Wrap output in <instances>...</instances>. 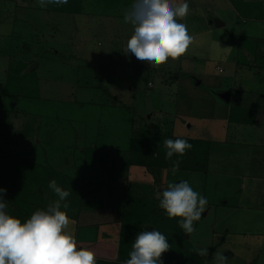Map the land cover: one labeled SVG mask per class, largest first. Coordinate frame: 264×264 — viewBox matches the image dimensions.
I'll return each instance as SVG.
<instances>
[{
	"label": "rangeland",
	"instance_id": "obj_1",
	"mask_svg": "<svg viewBox=\"0 0 264 264\" xmlns=\"http://www.w3.org/2000/svg\"><path fill=\"white\" fill-rule=\"evenodd\" d=\"M79 1L41 8L36 0H0V100L10 109L9 119L16 130L25 133L24 141L6 143L4 148L17 154L28 152L27 156L35 153L40 160L44 152L54 157L62 151L58 164L70 168L80 151L91 144L128 150L133 132L143 126L155 124L156 128L158 123L159 130L168 132L176 123L178 131L187 134L191 133L190 123L195 130L200 128V133L202 126L211 123L214 134H226V138L229 133V137L224 144L208 136L202 138L206 143L201 149H206L203 156L207 158L208 153L211 158L208 169L202 165L199 170L173 173L162 168L156 170L157 178L151 175L146 180L138 175L135 179L131 175L129 179L128 174L127 179V193L142 196L127 205L132 202L139 208L155 203L158 208V194L169 183L189 181L208 200L191 234L179 226L180 218H169L159 208L157 219L152 220L144 209L132 218L137 224L126 222L124 227L118 213L104 201L98 202L104 215L97 224L105 237L97 238L91 232V241L78 243L92 248L96 257L114 260L120 245L131 251L136 234L147 225L168 237L171 247L163 254L170 259L162 254L164 264H213L218 251L227 256V264H264V126L256 128L255 123L238 120L235 109L228 114L227 110L220 112L219 104L213 114L210 99L211 90L221 93L213 90L211 82L227 81L234 75L229 58L235 61L241 56V65L245 60L255 65L256 56L250 60L248 51L264 52V0H188L189 14L179 22L187 25L192 43L179 58L153 66L159 68L155 76L150 72L153 67L124 54L132 27L123 22V10L130 0H84V11L77 12ZM32 10L29 21L23 23L20 18ZM215 19L225 25L216 27ZM209 22L214 24L211 32L207 31ZM9 54L13 57L6 56ZM192 54L213 61L212 73L204 80L191 79V87L197 88L194 92L183 80L172 83L183 58ZM240 72L236 85L244 88L247 83L255 100L264 96V84H259L257 74L255 78L243 75L242 84ZM201 80L202 86L197 85ZM14 91L21 95H13ZM239 92L240 88L233 91L234 106ZM250 98L244 97L240 103ZM242 106L243 112L256 109ZM18 107L22 109L16 111ZM210 115L228 120H201ZM134 180L137 183L130 187ZM145 187V192L138 193ZM70 227L75 230L74 221ZM202 248L208 249L207 255L198 254Z\"/></svg>",
	"mask_w": 264,
	"mask_h": 264
},
{
	"label": "clouds",
	"instance_id": "obj_2",
	"mask_svg": "<svg viewBox=\"0 0 264 264\" xmlns=\"http://www.w3.org/2000/svg\"><path fill=\"white\" fill-rule=\"evenodd\" d=\"M41 8L49 4L65 5L68 0H36ZM188 0H131L123 10V22L132 27L124 54H129L149 67L177 59L187 52L192 36L187 25L179 20L189 14ZM165 159L172 161V172L180 166L179 157L192 145L184 138L164 140ZM49 189L56 199L47 206L34 210L26 219L12 214L5 198L7 189L0 187V264H97L96 254L78 245L72 220L67 209L70 191L50 180ZM159 207L177 222L185 234L194 231L208 200L193 189L189 181L181 180L167 185L158 194ZM168 237L152 227L144 226L132 241L129 258L124 264H164L162 254L170 249ZM201 256L207 248L198 250ZM223 252L214 254L213 264H227Z\"/></svg>",
	"mask_w": 264,
	"mask_h": 264
},
{
	"label": "trees",
	"instance_id": "obj_3",
	"mask_svg": "<svg viewBox=\"0 0 264 264\" xmlns=\"http://www.w3.org/2000/svg\"><path fill=\"white\" fill-rule=\"evenodd\" d=\"M78 3L79 9L77 12H83L84 0ZM65 5L70 6V3L68 2ZM241 60L242 57L239 56V60H237L239 67ZM245 63H247V60H245ZM13 95L20 96L21 94L19 91H14ZM21 109L22 107H18L16 111ZM9 110L5 103L0 100V187L7 189L5 198L10 202L12 214L22 220L26 219L34 210L45 207L50 201L56 199L48 187L49 181L54 179L58 185L71 193L67 198L69 203L67 212L76 225L74 232L77 243L79 241H91V236L88 235L91 232H93L92 235L97 234V238L100 235L105 237L98 230L100 225L90 222L84 224L80 216L82 210H99L102 205H99L98 202H109L111 209L118 213L119 220L124 227L126 222L137 224L132 218L135 219L137 215L134 214L144 209L152 216V220L157 219V210L161 208H157L156 203L152 207L146 205L143 208H139L138 205L132 202L127 205L131 199L142 197L127 193V179L132 165L146 167L154 178L158 177L156 170L162 168L172 170V161L176 160L177 156L174 155L171 160L165 159V139L175 140L180 137L186 139L192 145L190 150H186V153L179 157L180 166L178 170H199L202 165L208 169V153L206 158L203 156L204 151L201 150L205 145L204 141L191 137L176 136L170 131L163 132L162 128L161 130L158 129L160 127L158 123L156 128L154 124L150 127L143 126L140 129H135L130 139V148L126 151L108 150V147L103 145L102 148L96 144L84 147L80 151V157H77L78 161L73 162L70 168L58 164V158H60L58 156L62 151L56 152L54 157H50L48 153L44 152L41 160L35 153H31L29 156H27L28 152L17 154L15 151L5 149L3 146L12 141L15 143L24 141L22 137L25 133L16 130L14 123L9 119ZM28 149L33 151V149ZM94 191L99 193L93 195L91 192ZM78 245L81 246L80 243ZM124 246H119L118 256L114 260L96 257L97 264H124V261L129 258L127 257L129 252L126 251ZM127 249L130 250L128 246ZM166 255L163 254V257L170 259ZM185 261L189 262V259Z\"/></svg>",
	"mask_w": 264,
	"mask_h": 264
},
{
	"label": "crops",
	"instance_id": "obj_4",
	"mask_svg": "<svg viewBox=\"0 0 264 264\" xmlns=\"http://www.w3.org/2000/svg\"><path fill=\"white\" fill-rule=\"evenodd\" d=\"M3 8H0V10H2ZM33 10L31 12H27V15H25L24 18H20V20L24 23H27L29 21V16L30 14H33L32 13ZM23 14H26V13H23ZM210 25L208 26L209 29L207 30L208 32H211L212 30V25L214 26V24L212 22H209ZM225 25V24H224ZM217 27V26H216ZM0 40H3V38L1 37ZM193 57H184L183 60H182V67L179 69L178 71V76L176 78H174V80L172 81V83L176 80L177 84L181 83V81L183 80V82L186 83V85L188 86V90L194 92L197 88H194V87H191L190 85V81L192 78H195L197 79V77H202L203 80H204V77L207 76V75H210L212 73V68H213V61H210V57H207V56H202V57H199L200 59H198V55H194L192 54ZM6 56H11L13 57L12 54H9V55H6ZM254 56H256V59H255V65H253L252 61H249L247 60V63H244L242 65H244V68L243 71L245 70V73L243 74L242 73V70L240 72V69H239V66H238V61L237 59L235 58V61H233L232 59H228L231 61V63L229 64H232L231 66V70H234V75H231L228 77L227 81H219V80H213L211 82V85L213 90L215 89H219L221 90L220 92H224L226 90H230L231 91V95H230V99L229 100H225L224 98H222L220 96V94H217L215 92H213L212 90L210 91V99H212L213 101V114L214 112H216V106L219 104V105H222L220 107V112L221 110H224V112L227 110V114L233 109H235L236 111V114L237 115V119L238 120H242V121H248V122H251V123H255V126L256 128L258 127V125H260L261 127L264 126V96H259L257 98V100L254 99V92H251V87L250 86H247V83H245L244 85V88L243 85L241 86H238L236 85V77L238 75V73L240 72V77H241V81L242 79L246 76V77H253L255 78L254 74H257V79L259 81V84H264V52L259 50V49H255L250 52L248 51V55L247 57L250 58H253ZM257 59H259L260 61V64L256 61ZM201 61H203V64H204V67H202V63ZM228 63V62H226ZM257 69V72H255V69ZM157 67H153L151 68V71L150 72H153V75L155 76L156 73H157ZM157 70V71H155ZM219 70L222 72V68H219ZM155 71V72H154ZM175 71V69H173L171 72L173 73ZM244 75V77H243ZM173 76V75H172ZM203 80L201 81H198V84L197 85H201L203 84ZM163 81V79H162ZM166 84H169L170 82H168L167 80H164L163 83ZM242 84H243V81H242ZM236 88H240V92L238 93V96L236 98V102H235V106L234 104L232 103V98H233V91L235 92V89ZM254 88V86H253ZM187 89V88H185ZM250 92V93H249ZM187 93H191V92H187ZM252 93V94H251ZM179 95H182L183 93H179ZM251 94V95H250ZM185 95L183 94V97ZM244 97H251L249 100H246L245 102L243 103H240V101L244 98ZM227 103H226V102ZM225 102V103H224ZM233 104V106H232ZM243 104L245 105H248L249 107L250 106H253L252 108H256V109H250L249 111L247 112H243ZM226 107V108H225ZM246 108V110H248V108ZM245 110V111H246ZM9 114V113H8ZM248 114V116H247ZM210 118H206L204 117L203 119H201L202 121L204 120H214L216 119L215 121H221V120H228L227 117H221V118H217V117H211V115L209 116ZM232 117V116H231ZM185 122H187L185 120ZM205 125V124H204ZM170 126V125H168ZM189 126V129L191 131V133H187L185 134L184 131L180 132L178 131L179 129V126L177 127L176 123H174V127H173V130L171 129V127L169 128L170 129V132H172V134L176 135V136H187L188 138L191 137V138H194V139H199V140H202L204 141L202 138L204 139H207L206 136H208L209 138H212L214 140H217V142H219L220 144H224L227 140H228V137H229V133L228 136L225 138L226 134H220V135H216L214 134L212 128H211V123H209V127H205V126H202L201 127V133H200V128L198 129H194L193 128V124L190 123ZM198 134V135H197ZM206 145V143H205ZM206 150V149H205ZM204 150V151H205ZM209 152V151H208ZM212 154V151L210 152ZM209 160V165H210V162H211V158L208 159ZM144 169V170H143ZM133 175L135 177V179H137L138 177H143L145 178L146 180H149L150 179V176L152 175V173H150L148 171V169L144 166H141V165H132L130 167V171H129V179H130V176ZM139 175V176H138ZM207 175V174H206ZM138 176V177H137ZM137 180H134L131 184H130V187L133 186ZM128 185V183H127ZM147 190V188H142L138 193H141V192H145ZM136 195H140V194H137V193H134ZM102 210H96V211H90V210H82L81 212V220L82 223L84 224H89L90 223H100L101 222V219L103 218L102 215H104L102 213ZM114 220L118 219L116 217H113ZM117 223V222H116ZM114 252H113V256H115L116 254V246H112ZM90 249V248H89ZM91 250L93 251V249L91 248Z\"/></svg>",
	"mask_w": 264,
	"mask_h": 264
},
{
	"label": "water",
	"instance_id": "obj_5",
	"mask_svg": "<svg viewBox=\"0 0 264 264\" xmlns=\"http://www.w3.org/2000/svg\"><path fill=\"white\" fill-rule=\"evenodd\" d=\"M214 22H215V25H217V27H220V26L224 25V23L221 22L220 20H216V19H215ZM35 66H36V65H35ZM230 95H231V91H230V90H226V91L220 93V96H221L222 98H224L225 100H229V99H230Z\"/></svg>",
	"mask_w": 264,
	"mask_h": 264
}]
</instances>
